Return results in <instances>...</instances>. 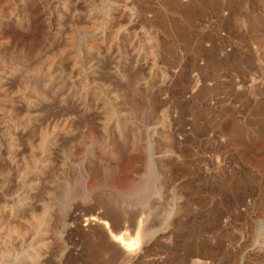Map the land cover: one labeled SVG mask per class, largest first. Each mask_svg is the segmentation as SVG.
<instances>
[{"label":"rangeland","instance_id":"1","mask_svg":"<svg viewBox=\"0 0 264 264\" xmlns=\"http://www.w3.org/2000/svg\"><path fill=\"white\" fill-rule=\"evenodd\" d=\"M117 260L264 264V0H0V264Z\"/></svg>","mask_w":264,"mask_h":264},{"label":"bare ground","instance_id":"2","mask_svg":"<svg viewBox=\"0 0 264 264\" xmlns=\"http://www.w3.org/2000/svg\"><path fill=\"white\" fill-rule=\"evenodd\" d=\"M109 215L110 214H108V213L102 212V213H98L96 215L86 216V218H84V219L82 218V221L84 220V224L82 226L84 227L85 231L90 230L93 227H94L93 229H95V226H96V230L98 229L101 236L104 237V239H105L104 241H106V242H104L105 245L106 244L108 245L106 247L108 248L110 246L111 250L112 249L115 250L114 253L119 258H127V259L135 258L137 252L140 251V248H139V250L137 248H135L134 240H132V239L129 240V235L127 233V227H125L123 224L116 223L115 220L111 219ZM97 227H99V228H97ZM138 237L139 236H137L136 238H138ZM110 249H109V251H110ZM142 249H141V251H142ZM112 251H110V252H112ZM113 258H114V256H113ZM119 261H121V260H119ZM117 263H118V260H117Z\"/></svg>","mask_w":264,"mask_h":264}]
</instances>
